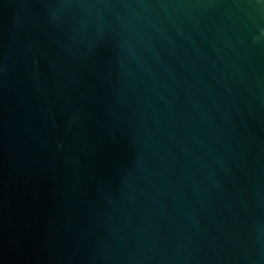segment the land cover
I'll use <instances>...</instances> for the list:
<instances>
[{
  "label": "water",
  "instance_id": "water-1",
  "mask_svg": "<svg viewBox=\"0 0 264 264\" xmlns=\"http://www.w3.org/2000/svg\"><path fill=\"white\" fill-rule=\"evenodd\" d=\"M0 264H264V0H0Z\"/></svg>",
  "mask_w": 264,
  "mask_h": 264
}]
</instances>
